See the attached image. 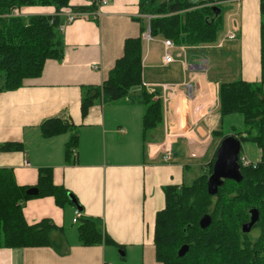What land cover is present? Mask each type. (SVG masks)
<instances>
[{
    "label": "crops",
    "instance_id": "0c3cea01",
    "mask_svg": "<svg viewBox=\"0 0 264 264\" xmlns=\"http://www.w3.org/2000/svg\"><path fill=\"white\" fill-rule=\"evenodd\" d=\"M144 1L147 0H107L94 14L77 16L71 23H66L67 13L60 15L62 58L47 60L41 75L26 80L21 87L0 91V144H23V150H0V167L12 168L16 182L30 187L36 185L40 167L51 168L54 183L67 188L74 198L60 207L51 196L36 197L27 200L22 208L27 223L47 218L62 229L64 254L52 247L0 248V264H114L121 252L123 257L129 256L132 264H159L154 256L153 230L155 214L164 206V186L183 183L182 173L188 167L183 162L185 156L210 159L220 142L212 134L219 119L216 113L219 83L208 74L218 56L207 55L196 46H176L179 58L173 63L182 61L186 49L193 50L186 59L188 68L182 63V80L162 81L157 68L173 63H161L163 38H152L161 53L158 63L150 60L148 54L143 55V67L149 70L144 79L143 68L144 85L153 91H156L154 84L164 82H185L191 87L179 85L176 89L179 95L174 96L173 102L180 98L177 103L180 112L173 110L164 120L162 109V122L151 129L149 136V130L145 134L142 131L143 105L131 103L129 97L113 103L97 100L82 116L81 86L100 85L121 56L125 39L138 35L140 23L136 18L142 17L139 5ZM260 1L230 0L236 2L237 8L234 12L226 11L224 29L235 25L238 38L245 13L248 9L254 13L258 24L256 57L252 59L257 64L253 72L255 81L260 77L261 20L257 21ZM238 9L242 14L240 22L235 18ZM20 11L26 15L55 12L51 6L38 5L22 7ZM242 76L243 73L240 78L252 81ZM157 91L158 97L161 88ZM202 107L207 110L202 111ZM53 117L77 128V143L70 155L65 152L72 134L70 129L53 137H44L40 131V125ZM182 125L185 134L173 145V160L164 163L159 157L150 158L149 145L162 139L166 126L174 129ZM191 152L196 156H191ZM76 209L81 211L82 218L100 221L113 243L81 245L78 223L72 221Z\"/></svg>",
    "mask_w": 264,
    "mask_h": 264
},
{
    "label": "trees",
    "instance_id": "16d2710c",
    "mask_svg": "<svg viewBox=\"0 0 264 264\" xmlns=\"http://www.w3.org/2000/svg\"><path fill=\"white\" fill-rule=\"evenodd\" d=\"M0 0V91L13 90L25 81L41 75L47 60L62 58L59 32L61 16L68 12L93 13L98 8L95 0ZM230 0H147L139 5L142 17L139 33L125 39L122 54L100 85L81 86L80 109L86 116L97 101L113 103L130 98L131 103L144 106L142 131L157 127L162 122V102L158 94L143 83V39L147 25L152 38L171 39L176 46L193 47L214 43L225 27L226 9ZM51 6L53 14H22L26 6ZM18 8L19 14L12 10ZM264 15V1H260ZM149 16V18H148ZM260 77L257 81L242 78L218 84L220 119L231 114L242 116L243 129L231 126L212 134L219 141L228 135L236 136L241 144L253 143L260 151L257 159L242 165V180H224L215 195L207 191V178L212 173L215 151L204 165V172L189 184L164 186V206L155 214L153 230L154 256L159 264H264V19L259 25ZM149 89L150 91H148ZM72 132L65 152L70 155L77 143V128L53 117L40 125L44 137ZM242 146V145H241ZM217 148V147H216ZM0 150H23L21 142H5ZM242 150V147H241ZM243 152L240 151L239 157ZM36 195L26 191L30 186L19 185L12 168L0 167V248L52 247L64 254L63 231L51 220L43 218L29 224L23 215V204L32 198L51 196L56 205L70 203L69 190L56 185L52 170L38 169ZM256 208L257 222L248 233L241 226L249 221L250 210ZM210 215L211 223L201 229L199 220ZM77 233L80 244L92 246L113 243L103 231L102 223L92 218H79ZM257 231L252 235V231ZM53 232H57L52 236ZM188 245L183 256H178L182 245ZM122 247V246H121Z\"/></svg>",
    "mask_w": 264,
    "mask_h": 264
},
{
    "label": "rangeland",
    "instance_id": "374dc122",
    "mask_svg": "<svg viewBox=\"0 0 264 264\" xmlns=\"http://www.w3.org/2000/svg\"><path fill=\"white\" fill-rule=\"evenodd\" d=\"M264 1V0H263ZM236 2L224 4V9L226 11L234 12L236 11ZM238 15L235 16L237 20L240 22L241 12L238 9ZM226 16V15H225ZM264 19V15L260 12L257 15V21ZM226 25V24H225ZM258 25V24H257ZM256 25V17L254 13L248 9L245 13V17L243 23L241 24L242 27V34L237 39L232 41H227L222 48H208V49H201L203 52H207L208 54H215L217 55V59L214 60L213 69L210 68L208 71L209 77L213 78L214 82L224 83V82H232L236 79L241 77L243 73L244 78L249 80L255 81V77L253 76L254 68H257V64L252 61L254 57H256V48L255 44H257V35H258V28ZM225 29V27H224ZM225 32V30L223 31ZM221 32V35L222 33ZM242 41V53H243V63H241V52L239 51V43L240 40ZM207 44V43H206ZM203 45V44H201ZM143 54H148L150 60H155V63H158L160 57V49L157 47L159 46L156 44V41L152 39L148 43L143 41ZM200 46V45H196ZM199 52V50H197ZM193 52L192 49H186L185 57L182 56V61L188 59L189 53ZM182 61L178 63H173L169 66L162 67L160 66L157 68L159 74L162 76V81H180L183 79V70H182ZM187 61V60H186ZM242 64V65H241ZM244 64V65H243ZM146 65V64H145ZM144 68V79H147L149 70L147 67ZM146 75V76H145ZM2 83V78L0 76V85ZM156 90H160L161 87H153ZM150 91L149 89H147ZM158 92V91H157ZM157 95L154 96V99H157ZM144 108V106H143ZM212 116V115H211ZM210 117V116H209ZM210 119V118H208ZM217 124L214 127L217 129H222L225 133L231 132V126L234 125L237 130L243 129L242 123V116L240 114H231L226 116L223 119H218ZM203 126L206 123L202 124ZM152 133V130L147 132L148 136ZM211 137L208 138L207 142H211ZM217 140V139H216ZM221 141V140H220ZM242 152L247 155V157L251 160L256 159L260 156L259 149L253 144L249 142L242 143ZM185 163L188 164V167L182 173V181L185 184H189L192 180L196 177L201 175L204 170L207 172V167L204 168V165L210 160L209 157L206 159L198 160L191 157H184ZM211 174V173H210ZM208 175V177L210 176ZM208 179V178H207ZM257 231H252V235H256ZM119 253V251L117 250ZM120 254V253H119ZM114 264H132L129 256L123 257L121 254L117 256V260Z\"/></svg>",
    "mask_w": 264,
    "mask_h": 264
},
{
    "label": "built area",
    "instance_id": "2783aa9c",
    "mask_svg": "<svg viewBox=\"0 0 264 264\" xmlns=\"http://www.w3.org/2000/svg\"><path fill=\"white\" fill-rule=\"evenodd\" d=\"M97 8H99L102 5H105L107 3V0H95ZM98 10V9H97ZM97 10L95 12H97ZM93 12V14L95 13ZM12 14L13 15H18L19 14V10L18 8H15L12 10ZM85 13H81V12H68L67 13V19H66V23H71L73 21V19L77 16L83 15ZM62 26H60V29L62 30ZM237 28L235 27V25H232L230 27H228V29L225 30V32L218 38V40L214 43H207V44H203L200 46H196L198 49H208V48H222L224 46V44L227 41H232L235 40L237 38V32H236ZM142 39L143 41H146L147 43L149 41L152 40V37L150 36V28L149 25L147 26L145 32L142 33ZM163 43V54L161 57V63L163 65H168L170 63H173L176 61V58H179L176 53H175V49H176V45L173 43V41L171 39H163L162 40ZM182 49H184V47H182ZM183 66L184 68H188V63L186 62V60H183ZM180 86H184V88L190 89L191 84L190 83H170V82H164V83H160V84H154L153 86L156 87H161V94L158 95L159 99L162 102V108L163 111L165 113V118L164 120H166V118L169 116L170 112H172L173 110L176 112H180L181 107L179 105H177V103L179 102L180 98H177V102H173V98L174 96L178 97L179 94H176L177 92V88ZM202 111L207 110L206 107H202L201 108ZM174 128V127H173ZM185 131H184V125H182L180 128H174L171 129L170 127L166 126L164 135L162 137V139L158 142V143H154L152 145H149V156L150 158H156L159 157L160 160L164 163H170L173 158H174V152H173V145L174 143L177 141L178 138L180 137H184ZM191 156H196L195 152H191L190 153ZM240 162L242 165H249L250 163H253V161H251L247 155H245L244 153H242L240 155ZM26 165H29V162H25ZM81 211L79 209L75 210L74 216H73V223H77L79 221V218L81 217Z\"/></svg>",
    "mask_w": 264,
    "mask_h": 264
},
{
    "label": "water",
    "instance_id": "95a60500",
    "mask_svg": "<svg viewBox=\"0 0 264 264\" xmlns=\"http://www.w3.org/2000/svg\"><path fill=\"white\" fill-rule=\"evenodd\" d=\"M241 145V141L234 135H228L219 142L215 151L212 173L207 179V191L210 195H215L218 192V188L222 186L224 180L230 179L236 182H240L242 180L240 164L238 162ZM26 193L29 195H36L38 193V189L37 187H30ZM69 198L74 200L70 193ZM258 217L259 214L257 209L252 208L250 210L249 221L241 226L242 232H250L254 224L257 222ZM210 223L211 217L207 214L203 215L199 220V226L201 229L207 228ZM187 250L188 245H182L178 250V256H183Z\"/></svg>",
    "mask_w": 264,
    "mask_h": 264
}]
</instances>
